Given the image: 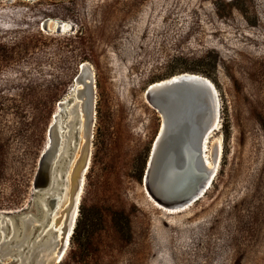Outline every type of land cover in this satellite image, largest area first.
I'll return each mask as SVG.
<instances>
[{
	"label": "rangeland",
	"instance_id": "rangeland-1",
	"mask_svg": "<svg viewBox=\"0 0 264 264\" xmlns=\"http://www.w3.org/2000/svg\"><path fill=\"white\" fill-rule=\"evenodd\" d=\"M203 2L218 34L203 28L193 0H0V214L12 215L0 223V264H264V0ZM48 18L70 26L47 30ZM83 63L94 78L90 160L56 262L60 230H36L45 214L38 219L36 207L59 197L50 225L60 227L54 219L65 211V230L66 174L87 142L78 106L65 118V181L51 196L34 183L58 103L72 97ZM183 72L214 83L220 116L207 154L217 141L222 150L204 195L169 213L144 185L162 124L145 90ZM22 211L33 217L20 232Z\"/></svg>",
	"mask_w": 264,
	"mask_h": 264
},
{
	"label": "water",
	"instance_id": "water-1",
	"mask_svg": "<svg viewBox=\"0 0 264 264\" xmlns=\"http://www.w3.org/2000/svg\"><path fill=\"white\" fill-rule=\"evenodd\" d=\"M47 22L45 19L43 25L45 29L51 30ZM56 31L61 32V26ZM74 82L83 86L73 91L72 97L58 103L60 110L49 126V144L41 154L34 183V189L45 191L43 194L48 193L47 196L51 194L46 190L55 187L61 180L65 181L62 179L65 178L64 167L60 165L67 158L65 150L69 144V139L64 138L65 118L69 109L76 110L78 103L73 104L76 99L89 103L90 120L86 137L90 138L94 110V78L89 63L81 65ZM83 91L88 92V98L83 97ZM145 95L149 104L161 115L162 124L152 146L144 185L148 194L161 206L183 210L204 195L214 178L213 169L205 160L203 142L217 130L216 122H219L220 116L219 93L209 78L197 73L183 72L149 84ZM178 168H182L187 177L177 186L174 185L173 176ZM46 198L38 203L39 213L41 202ZM48 201L52 202V206L56 202L53 199H47ZM29 215V211L14 215L20 218V232L31 221L30 217L33 216ZM11 216L0 214V223L10 221ZM0 236L5 237V234L1 233ZM63 248L64 244L59 248V255L63 254Z\"/></svg>",
	"mask_w": 264,
	"mask_h": 264
},
{
	"label": "bare ground",
	"instance_id": "bare-ground-1",
	"mask_svg": "<svg viewBox=\"0 0 264 264\" xmlns=\"http://www.w3.org/2000/svg\"><path fill=\"white\" fill-rule=\"evenodd\" d=\"M48 27L52 29H55L58 26H61L62 31L66 30L67 28H69V23L68 22H64V21H60L58 19H53V18H48ZM82 84L81 83H76L72 86V92L77 90V89H81L82 88ZM82 95L84 98H88V92L83 91ZM81 101L78 102V107H79V111H80V122H79V132L82 135V137H86L87 136V132H88V128H89V120H90V106L89 103L85 100L82 101V99H80ZM60 108V107H59ZM60 123V122H59ZM219 126V122H216V127L218 128ZM91 135V133H90ZM212 134H210L209 136H207V138L204 140L203 142V149H204V156H205V160L208 164V166L210 168L213 169V175L215 176L219 167V161H220V157H221V143L220 142H215L213 144V148L212 150H209V153L207 154V146L209 143L208 140L210 138ZM215 141V140H214ZM86 143V144H85ZM49 141H47V145L48 146ZM90 143L89 140L87 139V142L82 143V146L80 145V151L81 153H79V155L77 157H75L74 161L72 162V165L70 166L69 170L67 171L68 173L66 174V178L68 180V184L71 186L70 189L68 188V193L67 194L69 196V206H68V211H69V217H68V222H67V226L65 227V230H63V223L67 220V216L65 211H62V215H58L55 219H54V223H58L62 220V225L60 227H55L56 229H58L59 231V241H60V245L58 247L57 250H55V254L53 256L54 261L58 262L64 255L67 246H68V242H69V238L70 235L73 231L74 228V223H75V219L77 216V211H78V202H79V198H80V193L82 190V186H83V181H84V177L83 174L84 172L87 170L88 165H89V160H90ZM45 147V149H46ZM44 149V150H45ZM210 153H211V160L212 162L210 163L209 159H210ZM150 158V157H149ZM216 160V163H215ZM149 162V159H148ZM187 177V174L184 172V170L182 168H178V170L174 173L173 176V181H174V185H180L182 184L181 182H183L185 180V178ZM213 177V176H212ZM147 193V192H146ZM147 196L149 197V199L151 201H153L155 203L156 206H158L159 208L165 209L167 210V212H177V211H182V209L180 210H172V209H166L165 207L161 206L160 204H158L148 193ZM53 227V225H51ZM64 244V248H63V254L59 255L58 251L60 246ZM54 251H52L53 255Z\"/></svg>",
	"mask_w": 264,
	"mask_h": 264
},
{
	"label": "trees",
	"instance_id": "trees-1",
	"mask_svg": "<svg viewBox=\"0 0 264 264\" xmlns=\"http://www.w3.org/2000/svg\"><path fill=\"white\" fill-rule=\"evenodd\" d=\"M193 2L197 4L200 3V5L203 7L201 11H198L199 13H202V14L206 13V15H202V17H200L201 18L200 23L202 24L203 28H205V30H207L209 34H218V32L222 30V27L220 26V24L214 21L211 12L207 10L206 7L204 6L203 0H193ZM201 2H203V4ZM164 222L166 221H163V224Z\"/></svg>",
	"mask_w": 264,
	"mask_h": 264
},
{
	"label": "flooded vegetation",
	"instance_id": "flooded-vegetation-1",
	"mask_svg": "<svg viewBox=\"0 0 264 264\" xmlns=\"http://www.w3.org/2000/svg\"><path fill=\"white\" fill-rule=\"evenodd\" d=\"M53 196V195H52ZM54 197V196H53ZM51 200L53 199V200H56V198H50ZM46 205H47V207L45 208V209H43L42 207H40V209H41V212L42 211H44L45 212V214H44V216H43V219H41V220H38L39 222V224H36L35 225V229L36 230H38V229H45V227H48L47 228V231H51V233L52 234H57V232H58V230L57 229H55L54 227H52L51 225H50V221H51V214H52V211H51V209L53 208V206H51V205H48L47 203H46ZM54 205V204H53ZM37 209V212H36V214H38L39 216H36L38 219H40L41 218V215H40V213H39V209H38V206L36 207ZM43 212V213H44ZM40 222H42V223H40ZM41 230H39V231H41ZM40 233H42V231L41 232H39V234ZM43 238V237H42ZM49 241H53V242H55L54 240H55V237H54V239L53 238H49L48 239ZM47 240V241H48Z\"/></svg>",
	"mask_w": 264,
	"mask_h": 264
}]
</instances>
